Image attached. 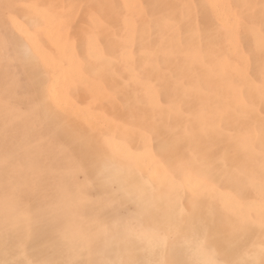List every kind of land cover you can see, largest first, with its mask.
Returning a JSON list of instances; mask_svg holds the SVG:
<instances>
[{
  "label": "bare ground",
  "instance_id": "obj_1",
  "mask_svg": "<svg viewBox=\"0 0 264 264\" xmlns=\"http://www.w3.org/2000/svg\"><path fill=\"white\" fill-rule=\"evenodd\" d=\"M0 151V264H264V0H0Z\"/></svg>",
  "mask_w": 264,
  "mask_h": 264
},
{
  "label": "rangeland",
  "instance_id": "obj_2",
  "mask_svg": "<svg viewBox=\"0 0 264 264\" xmlns=\"http://www.w3.org/2000/svg\"><path fill=\"white\" fill-rule=\"evenodd\" d=\"M1 152V151H0ZM5 189H6V187H5ZM7 222V221H6ZM4 239V236L3 237H0V241L1 240H3ZM23 238H18L17 240H19V241H16L17 242V244L22 240ZM184 238H182L181 236H179V237H176V238H170L169 240L167 239V241H171V242H182V241H184V240H189L190 241V239H184ZM5 241L7 240L8 241V243H7V241H6V243L3 245V246H1L0 245V251H2V253L4 252V251H9V250H11V248L14 246V242L13 243H11V241H15L16 239H14V238H8V237H5V239H4ZM26 240V239H25ZM177 240V241H176ZM9 241H10V244H9ZM126 241H128V240H126ZM179 244V243H178ZM9 247V248H8ZM193 249V247L190 249V250H192ZM188 252H190V251H188ZM137 253V254H136ZM135 254L134 253H132V254H130V255H127L126 257H125V259H126V262H125V264H182L181 263V260H180V258L179 257H173V254H175V255H177V256H184L183 255V252L182 251H180V254H178V253H172L171 254V252H169V254H167L166 256H164V257H161V256H158L157 254L156 255H153V254H151V253H146V252H144L143 254L142 253H138V252H136ZM132 255V256H131ZM136 255H138V256H136ZM143 255V256H142ZM140 257H143V258H140ZM154 260H153V259ZM171 258V259H170ZM152 259V260H151ZM142 261V262H141ZM186 264V263H185ZM188 264V263H187Z\"/></svg>",
  "mask_w": 264,
  "mask_h": 264
}]
</instances>
